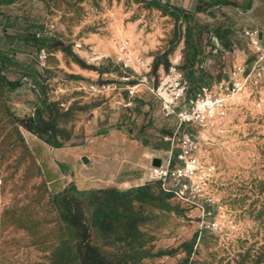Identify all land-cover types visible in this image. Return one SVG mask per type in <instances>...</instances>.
<instances>
[{"label": "rangeland", "instance_id": "374dc122", "mask_svg": "<svg viewBox=\"0 0 264 264\" xmlns=\"http://www.w3.org/2000/svg\"><path fill=\"white\" fill-rule=\"evenodd\" d=\"M228 2L161 0L179 18L144 0L0 5V264H80L87 245L107 264H264V74L240 80L226 118L197 130L198 179L217 203L207 220L221 227L203 238L202 207L148 179L54 193L27 141L34 126L83 152L100 135L103 152L188 131L161 111V69L181 60L193 94L259 58L245 31L264 30V0Z\"/></svg>", "mask_w": 264, "mask_h": 264}, {"label": "built area", "instance_id": "2783aa9c", "mask_svg": "<svg viewBox=\"0 0 264 264\" xmlns=\"http://www.w3.org/2000/svg\"><path fill=\"white\" fill-rule=\"evenodd\" d=\"M245 35L251 38V44L255 48L252 50L259 58L252 63L249 71L244 65L236 68L230 75V81L222 82L221 88L201 86L192 94L190 83L180 68L181 60H175L168 70L161 69L160 79L154 90L162 101L164 115L167 117L176 115L180 122L179 126L188 127L189 130L177 132V136H164V141L171 145L170 150L163 153L165 157L158 158L161 160L160 166H151L149 181L160 186L166 194L190 203L192 207H202L203 215L200 219L210 225H204L209 229L200 225L196 231L199 232L200 238L204 237L205 230L216 231L221 227L220 223L207 220L216 217L217 203L206 192L203 181L198 179V173L203 168L201 157L205 154L200 152L197 130L210 128L211 125L216 127L220 119L226 118L229 105L226 98L240 91L242 88L240 80L247 82L254 75L262 77L264 74V48L260 46L259 32L246 31ZM130 94L133 95L132 90ZM176 149L178 151L175 152Z\"/></svg>", "mask_w": 264, "mask_h": 264}, {"label": "crops", "instance_id": "0c3cea01", "mask_svg": "<svg viewBox=\"0 0 264 264\" xmlns=\"http://www.w3.org/2000/svg\"><path fill=\"white\" fill-rule=\"evenodd\" d=\"M244 12L246 18L249 11ZM249 32L263 33L262 40L260 38L259 40L260 46L264 48L262 45L264 44V30L258 28ZM251 46L254 50V46L252 44ZM249 62L251 63L252 60ZM99 138L100 135L95 138L91 137L92 140H87L83 152L68 146L49 145L34 133H30L27 141L49 189L54 193H61L70 188L78 191L93 190L105 185L143 186L146 184L145 180L150 178L153 161L156 158H161L163 156L161 154L165 152L164 149L158 147V144L160 142L168 143L164 140H150L153 136L149 135L146 137L147 140L141 141L140 144L137 141L129 144L128 147H124L125 144H117L114 147H106L107 149L102 152L93 146L94 143H101L99 141L102 140ZM94 139H98L97 142ZM124 140L121 142L124 143ZM83 157L89 159L88 164L82 161Z\"/></svg>", "mask_w": 264, "mask_h": 264}, {"label": "trees", "instance_id": "16d2710c", "mask_svg": "<svg viewBox=\"0 0 264 264\" xmlns=\"http://www.w3.org/2000/svg\"><path fill=\"white\" fill-rule=\"evenodd\" d=\"M16 1L19 0H0V5L6 6L15 3ZM147 5L155 7L159 10L166 11L168 12V8L164 5L161 4V0H144ZM214 2H212L213 4ZM215 3H219L222 5L228 4V0H215ZM170 16L174 18H179V13L178 10H173L172 12H168ZM81 65L83 62H81ZM28 129L33 132L34 134L40 136L41 138L44 131L42 129H36L34 126H28ZM44 139V138H43ZM49 145L55 146V147H61L62 145L58 142H51L47 139H44ZM146 185V184H145ZM139 192L144 191V188L138 189ZM195 237L199 238V232H196ZM79 257H81V263L80 264H107L103 258L101 257L100 252L92 246L87 245L86 247L81 249V252L78 253ZM80 261V259L78 260Z\"/></svg>", "mask_w": 264, "mask_h": 264}, {"label": "water", "instance_id": "95a60500", "mask_svg": "<svg viewBox=\"0 0 264 264\" xmlns=\"http://www.w3.org/2000/svg\"><path fill=\"white\" fill-rule=\"evenodd\" d=\"M262 37H263V33H259V38L260 40H262ZM82 161L85 163V164H88L89 163V159L87 157H83ZM161 164V160L160 159H155L153 161V166H160Z\"/></svg>", "mask_w": 264, "mask_h": 264}]
</instances>
